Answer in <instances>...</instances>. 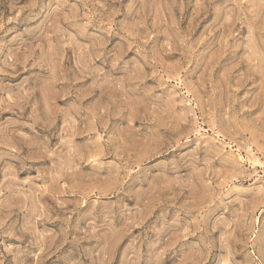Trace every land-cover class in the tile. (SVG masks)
<instances>
[{
  "label": "rangeland",
  "instance_id": "obj_1",
  "mask_svg": "<svg viewBox=\"0 0 264 264\" xmlns=\"http://www.w3.org/2000/svg\"><path fill=\"white\" fill-rule=\"evenodd\" d=\"M0 264H264V0H0Z\"/></svg>",
  "mask_w": 264,
  "mask_h": 264
}]
</instances>
